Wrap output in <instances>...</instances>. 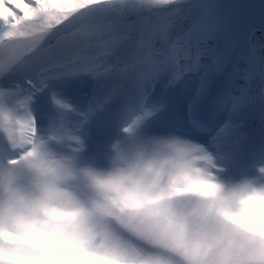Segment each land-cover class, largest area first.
<instances>
[{"label": "clouds", "instance_id": "9594fccd", "mask_svg": "<svg viewBox=\"0 0 264 264\" xmlns=\"http://www.w3.org/2000/svg\"><path fill=\"white\" fill-rule=\"evenodd\" d=\"M108 102L58 96L38 127L33 101L0 89V264H264V162L226 176L206 145L146 133L155 107L122 106L89 154Z\"/></svg>", "mask_w": 264, "mask_h": 264}, {"label": "snow or ice", "instance_id": "6c2138e0", "mask_svg": "<svg viewBox=\"0 0 264 264\" xmlns=\"http://www.w3.org/2000/svg\"><path fill=\"white\" fill-rule=\"evenodd\" d=\"M145 13L154 27L145 24ZM211 13L210 0H0V80L7 81L0 89L32 101L43 93L52 105L58 96L68 99L55 90L57 82L89 75L97 90L84 109L110 97L95 118L119 102L110 116L115 122L122 106L145 107L146 92L162 73L175 80L209 70L201 58L209 55ZM182 19L190 26L173 39L168 23ZM34 113L38 127L55 116L53 107Z\"/></svg>", "mask_w": 264, "mask_h": 264}, {"label": "bare ground", "instance_id": "6f19581e", "mask_svg": "<svg viewBox=\"0 0 264 264\" xmlns=\"http://www.w3.org/2000/svg\"><path fill=\"white\" fill-rule=\"evenodd\" d=\"M260 3L261 2L258 0L254 1V14L247 26L250 35L248 38L244 37V33L242 38L238 39V36L236 37L237 31L225 27V24L221 20L215 19L213 21L215 27L212 29L211 34L205 42V47L209 51V55H207L208 58H206V56L201 58V62L206 60L205 65L210 66L209 70L196 74L197 80L194 82L195 86L190 89L191 91L187 95V98L195 96V100L200 99L202 95H212L217 88L216 83L220 82L217 96L223 101H228L223 109H226V119L233 121L223 122L220 129L222 135H231L230 132L235 130V134H238L240 137V140L237 141L238 143L244 142L249 144L252 140L256 150L261 146L264 149V37L262 36L263 32L252 23L257 16ZM144 16L145 24L154 27L155 21L149 20L147 18V13H145ZM135 19V17H132L129 22L135 21ZM190 23V19H182L179 21L172 20L168 23L167 27L169 36L174 39L177 35L186 32ZM245 40L251 43L249 46L251 51L249 50V53L245 52L243 49ZM257 42H259L258 44L262 48L256 49L254 47ZM154 43H156V41H154ZM55 44L56 40L54 39V41H51V45ZM210 51L216 52V55L212 56L211 53L213 52L210 53ZM252 51L255 53H252ZM188 75H194V73L185 72L183 77L185 78ZM85 76L86 75L69 76L62 78L60 81L75 85L74 82L77 80L75 78ZM227 77H230L231 81H229ZM243 77L247 78L242 79ZM6 83V79L1 80L3 86L6 85ZM158 85L160 86L159 77L150 85L152 93L147 95L146 92L144 102L154 97V91L159 88ZM225 85L230 87V89H232V87L234 88V93L237 94L234 99L228 96L229 91L225 89ZM197 87L201 90L200 94H197L195 90ZM76 89L79 91L78 88ZM96 90L97 81L95 84V94ZM171 91V89H168V92ZM60 93L66 97L62 92ZM175 102L178 103L177 100ZM33 108L38 114L40 110L36 105V99L33 101ZM216 134L217 131L215 132V135ZM212 135H210V137ZM210 137L205 143L208 148L213 151ZM223 151L226 152L227 149Z\"/></svg>", "mask_w": 264, "mask_h": 264}, {"label": "rangeland", "instance_id": "374dc122", "mask_svg": "<svg viewBox=\"0 0 264 264\" xmlns=\"http://www.w3.org/2000/svg\"><path fill=\"white\" fill-rule=\"evenodd\" d=\"M212 5V21L215 18L221 20L225 27L232 28L233 30L237 31L236 37L240 36V34L247 28L248 24L250 23L253 14L255 0H210ZM261 3L259 4V10L257 16L252 21L253 25H257L259 23L264 24V0H258ZM250 42L245 40L243 49L244 51L249 53V46ZM256 49H260L257 43L254 46ZM251 51V50H250ZM252 53H255L252 51ZM195 78L190 77L189 82L185 83L186 85H191L194 82ZM184 83V81H183ZM88 86V82H84V85L80 88L81 89V97L85 96L86 94V87ZM184 88V87H183ZM171 100H167V105H171ZM73 104L79 107V103L77 101L72 102ZM153 104H156L154 102ZM175 113L183 115V110L181 106H177V108L172 109Z\"/></svg>", "mask_w": 264, "mask_h": 264}]
</instances>
